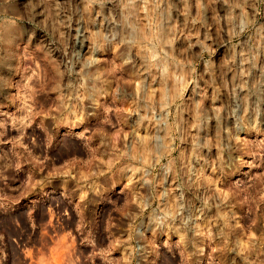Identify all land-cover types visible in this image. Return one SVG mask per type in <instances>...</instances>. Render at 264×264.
<instances>
[{
    "label": "clouds",
    "instance_id": "1",
    "mask_svg": "<svg viewBox=\"0 0 264 264\" xmlns=\"http://www.w3.org/2000/svg\"><path fill=\"white\" fill-rule=\"evenodd\" d=\"M45 229L64 264H264V0H0V264Z\"/></svg>",
    "mask_w": 264,
    "mask_h": 264
},
{
    "label": "rangeland",
    "instance_id": "2",
    "mask_svg": "<svg viewBox=\"0 0 264 264\" xmlns=\"http://www.w3.org/2000/svg\"><path fill=\"white\" fill-rule=\"evenodd\" d=\"M48 223L54 225L55 220H49ZM42 235L51 239L53 243L49 248L47 259L41 255L39 261H34L33 264H64V257L77 246L76 240L66 233L54 234L45 229Z\"/></svg>",
    "mask_w": 264,
    "mask_h": 264
}]
</instances>
